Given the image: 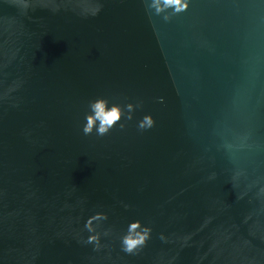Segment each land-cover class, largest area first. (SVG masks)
<instances>
[{"label":"water","instance_id":"95a60500","mask_svg":"<svg viewBox=\"0 0 264 264\" xmlns=\"http://www.w3.org/2000/svg\"><path fill=\"white\" fill-rule=\"evenodd\" d=\"M181 2L0 0V264H264V0Z\"/></svg>","mask_w":264,"mask_h":264},{"label":"clouds","instance_id":"9594fccd","mask_svg":"<svg viewBox=\"0 0 264 264\" xmlns=\"http://www.w3.org/2000/svg\"><path fill=\"white\" fill-rule=\"evenodd\" d=\"M166 5L175 6L176 11H182L187 8L186 3H182L181 0H164ZM90 108L93 112L92 116L86 117V124L84 125L82 131L84 135H89L93 133L95 128V133L97 136H104L107 134L110 129L120 120L121 113L117 107L107 108L105 102L96 101L90 104ZM99 121V124H96V121ZM151 126L152 121L149 117H145V123L140 125L141 128ZM139 227L138 223L130 225L129 235H126L122 239V250L126 253H133L135 249L139 246H142L146 239L148 238V230H144V234L140 235L135 233L134 230Z\"/></svg>","mask_w":264,"mask_h":264}]
</instances>
